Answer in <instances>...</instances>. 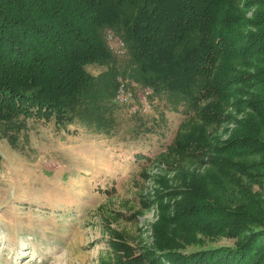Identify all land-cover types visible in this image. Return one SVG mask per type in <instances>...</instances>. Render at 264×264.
<instances>
[{
  "label": "trees",
  "instance_id": "16d2710c",
  "mask_svg": "<svg viewBox=\"0 0 264 264\" xmlns=\"http://www.w3.org/2000/svg\"><path fill=\"white\" fill-rule=\"evenodd\" d=\"M107 29L125 45L123 72ZM94 64L109 68L93 76ZM124 79L189 106L198 123L174 151L210 167L179 169L176 187L157 194L155 251L136 253L114 234L116 264H264V0H0V123L21 130L37 119L110 137ZM232 121L225 139L209 137L206 127ZM251 168L259 193L241 180ZM200 237L235 244L186 253Z\"/></svg>",
  "mask_w": 264,
  "mask_h": 264
},
{
  "label": "rangeland",
  "instance_id": "374dc122",
  "mask_svg": "<svg viewBox=\"0 0 264 264\" xmlns=\"http://www.w3.org/2000/svg\"><path fill=\"white\" fill-rule=\"evenodd\" d=\"M103 36L113 67L123 72L125 45L112 30ZM107 68L94 64L86 70L96 76ZM121 84L131 96L116 106L110 137L76 124L68 134L37 119L26 120L21 130L0 123V264H116L121 255L114 234L136 253L155 251L157 194L176 187L179 169L204 175L209 159L174 151L176 136L198 123L186 103L168 94L145 96L146 88L128 79ZM227 112L238 120L244 111ZM231 123L206 127L209 137L225 139V131L236 126ZM247 173L241 180L251 192H261L252 176L258 172ZM200 238L204 244H187L185 252L235 244L226 237Z\"/></svg>",
  "mask_w": 264,
  "mask_h": 264
},
{
  "label": "built area",
  "instance_id": "2783aa9c",
  "mask_svg": "<svg viewBox=\"0 0 264 264\" xmlns=\"http://www.w3.org/2000/svg\"><path fill=\"white\" fill-rule=\"evenodd\" d=\"M123 43V42H122ZM152 92L150 89H144V95L148 96L150 95ZM131 96V94L126 93L123 89V84H120L117 94H116V98L115 101L119 104V105H124L125 103L128 102L129 97Z\"/></svg>",
  "mask_w": 264,
  "mask_h": 264
}]
</instances>
